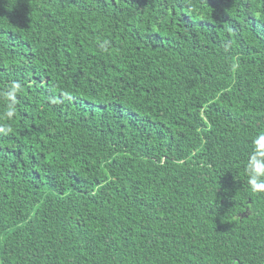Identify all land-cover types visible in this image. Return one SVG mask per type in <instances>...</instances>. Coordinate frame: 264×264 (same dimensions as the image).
I'll use <instances>...</instances> for the list:
<instances>
[{"label":"trees","instance_id":"1","mask_svg":"<svg viewBox=\"0 0 264 264\" xmlns=\"http://www.w3.org/2000/svg\"><path fill=\"white\" fill-rule=\"evenodd\" d=\"M264 0H0V264H264Z\"/></svg>","mask_w":264,"mask_h":264},{"label":"clouds","instance_id":"2","mask_svg":"<svg viewBox=\"0 0 264 264\" xmlns=\"http://www.w3.org/2000/svg\"><path fill=\"white\" fill-rule=\"evenodd\" d=\"M251 183L253 185L254 190H264V184H258L256 179H253Z\"/></svg>","mask_w":264,"mask_h":264}]
</instances>
